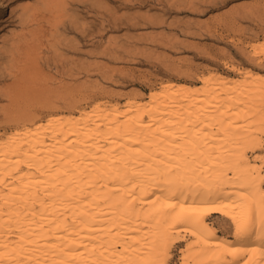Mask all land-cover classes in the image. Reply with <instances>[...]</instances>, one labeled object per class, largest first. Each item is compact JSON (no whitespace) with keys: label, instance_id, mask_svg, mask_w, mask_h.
Masks as SVG:
<instances>
[{"label":"bare ground","instance_id":"bare-ground-1","mask_svg":"<svg viewBox=\"0 0 264 264\" xmlns=\"http://www.w3.org/2000/svg\"><path fill=\"white\" fill-rule=\"evenodd\" d=\"M231 67L0 137V264H264V80Z\"/></svg>","mask_w":264,"mask_h":264},{"label":"rangeland","instance_id":"rangeland-1","mask_svg":"<svg viewBox=\"0 0 264 264\" xmlns=\"http://www.w3.org/2000/svg\"><path fill=\"white\" fill-rule=\"evenodd\" d=\"M263 44L264 0H0V137L43 116L146 97L162 82L197 85L203 71L250 68L264 80V54L250 53ZM256 118L264 124V110ZM206 219L233 237L224 212Z\"/></svg>","mask_w":264,"mask_h":264},{"label":"snow or ice","instance_id":"snow-or-ice-1","mask_svg":"<svg viewBox=\"0 0 264 264\" xmlns=\"http://www.w3.org/2000/svg\"><path fill=\"white\" fill-rule=\"evenodd\" d=\"M229 2L231 3V0H229ZM225 6H227V5H225Z\"/></svg>","mask_w":264,"mask_h":264}]
</instances>
